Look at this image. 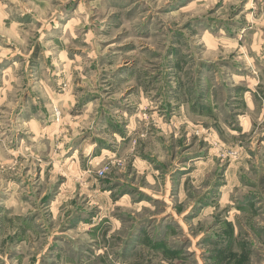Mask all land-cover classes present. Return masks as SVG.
Listing matches in <instances>:
<instances>
[{
    "label": "rangeland",
    "instance_id": "rangeland-1",
    "mask_svg": "<svg viewBox=\"0 0 264 264\" xmlns=\"http://www.w3.org/2000/svg\"><path fill=\"white\" fill-rule=\"evenodd\" d=\"M0 264H264V0H0Z\"/></svg>",
    "mask_w": 264,
    "mask_h": 264
}]
</instances>
